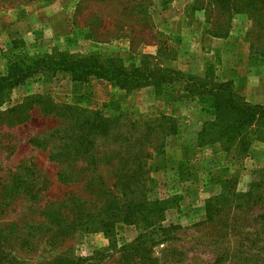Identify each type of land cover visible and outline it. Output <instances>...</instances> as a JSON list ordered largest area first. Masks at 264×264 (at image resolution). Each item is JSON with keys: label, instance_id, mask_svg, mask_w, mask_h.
<instances>
[{"label": "rangeland", "instance_id": "rangeland-1", "mask_svg": "<svg viewBox=\"0 0 264 264\" xmlns=\"http://www.w3.org/2000/svg\"><path fill=\"white\" fill-rule=\"evenodd\" d=\"M81 1L0 3V76L6 71L4 53L13 49L30 55L97 51L121 58L128 68L138 66L143 54H155V45L131 51L124 37L107 42L90 38L92 23L109 21L116 17L115 11L131 9L139 0H88L80 7ZM144 1L156 29L169 38L175 51L172 66L203 77L209 64V78L229 81L245 100L233 76L258 74L253 94L258 101H246L264 105V54L250 46L255 34L245 13L234 14L227 31L214 36L216 10L197 9L194 0ZM235 53L243 54L240 63ZM196 59L201 72L188 66ZM31 94L106 115L165 114L177 119V132L167 135L148 160L151 192L166 201L165 219L162 231L152 236L140 235L135 225L116 222L110 235L98 228H79L64 241H50L53 226L63 223L64 194L84 196L82 183L60 182V164L48 158V147L62 145L54 131L69 122L59 123L36 111L23 123L2 116L0 264H53L65 255L92 258L93 264H264V127H258L245 153L234 147L225 151L219 143L199 145L198 132L215 116L213 96L192 94L180 83L166 84L160 92L153 87L126 92L104 79L75 81L63 72L28 78L12 89L0 104V113ZM30 138H45L49 145L33 146Z\"/></svg>", "mask_w": 264, "mask_h": 264}, {"label": "trees", "instance_id": "trees-1", "mask_svg": "<svg viewBox=\"0 0 264 264\" xmlns=\"http://www.w3.org/2000/svg\"><path fill=\"white\" fill-rule=\"evenodd\" d=\"M28 1L33 0H0V3ZM86 1L82 0L80 7ZM138 3L131 9L121 7L109 21L92 23L90 38L107 42L124 37L129 40L131 51L140 45H155L154 55L143 54L138 66L128 68L121 58L104 57L97 51L81 55L53 50L30 55L9 50L4 53L5 74L0 76V104L12 89L40 73H68L75 81L104 79L126 92L146 87L160 92L166 84L180 83L192 94L213 96L214 119L203 123L197 143H219L225 151L234 147L245 153L258 127H264V105L246 101L229 81L210 79L209 64L203 77L172 66L176 56L169 38L156 29L145 1ZM194 5L197 9L209 7L217 11L214 36H222L227 31L234 14L245 13L252 21L255 34L250 46L254 52L264 54V0H194ZM32 111L59 119V123L69 122L63 129L54 131L59 134L61 147H48L49 141L45 138H30L28 142L43 149L48 147L49 160L60 164L57 173L60 182L82 183L84 193L83 197L73 191L64 194L60 204L65 209L63 223L60 222L59 228L53 226L50 241H64L79 228H98L110 235L116 222L135 225L142 236L162 231L166 201L152 195L148 160L153 151L161 148L167 135L177 132V119L165 114L146 118H132L127 113L106 115L99 110L56 103L45 94L25 96L19 104L2 111L0 119L12 116L16 123H23L32 117ZM90 259H72L65 255L53 264H93Z\"/></svg>", "mask_w": 264, "mask_h": 264}, {"label": "crops", "instance_id": "crops-1", "mask_svg": "<svg viewBox=\"0 0 264 264\" xmlns=\"http://www.w3.org/2000/svg\"><path fill=\"white\" fill-rule=\"evenodd\" d=\"M227 40H229V39H227ZM224 54H226V52H224ZM242 56H243L242 53L240 55H239V53H235L234 58L236 60L238 58L237 62L240 63L239 59L240 58L243 59ZM188 66H190V68L193 69V70H191L193 72H201L202 71L201 68L199 69V67L197 66V59L193 63L188 64ZM195 68H197V70ZM256 75H258V74H234V76H233L235 84L238 85V87L242 91L243 95L247 96L246 100L252 101V102H257L258 101L257 97L253 96V94L255 93L254 88L257 85L256 82H255L256 79H257ZM261 88L262 87L260 86L259 89H261ZM256 92L261 94L260 90L256 91Z\"/></svg>", "mask_w": 264, "mask_h": 264}]
</instances>
